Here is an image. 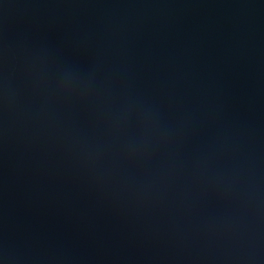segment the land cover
<instances>
[{"label":"water","instance_id":"water-1","mask_svg":"<svg viewBox=\"0 0 264 264\" xmlns=\"http://www.w3.org/2000/svg\"><path fill=\"white\" fill-rule=\"evenodd\" d=\"M0 264H264V0H0Z\"/></svg>","mask_w":264,"mask_h":264}]
</instances>
